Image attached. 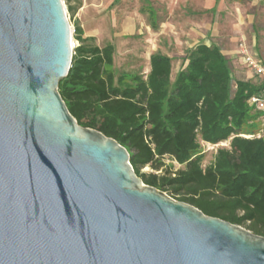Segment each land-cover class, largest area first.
Masks as SVG:
<instances>
[{
  "label": "water",
  "instance_id": "1",
  "mask_svg": "<svg viewBox=\"0 0 264 264\" xmlns=\"http://www.w3.org/2000/svg\"><path fill=\"white\" fill-rule=\"evenodd\" d=\"M63 0H0V264H264V236L144 183L60 94Z\"/></svg>",
  "mask_w": 264,
  "mask_h": 264
},
{
  "label": "trees",
  "instance_id": "2",
  "mask_svg": "<svg viewBox=\"0 0 264 264\" xmlns=\"http://www.w3.org/2000/svg\"><path fill=\"white\" fill-rule=\"evenodd\" d=\"M65 2L71 16L82 4ZM74 40L59 91L78 123L126 147L145 184L264 236V136L243 127L257 112L249 99L264 83L237 79L233 90L230 59L215 44L186 50L187 63L172 80L173 58L160 52L151 55L146 76H117L110 69L113 44L84 37L78 22ZM224 141L228 147L219 146L206 163L203 143ZM166 159L181 167L172 171Z\"/></svg>",
  "mask_w": 264,
  "mask_h": 264
},
{
  "label": "rangeland",
  "instance_id": "3",
  "mask_svg": "<svg viewBox=\"0 0 264 264\" xmlns=\"http://www.w3.org/2000/svg\"><path fill=\"white\" fill-rule=\"evenodd\" d=\"M63 1L71 28L75 27L76 22H79L87 34L91 33L97 35V37H95L96 44L104 46L108 42H114L116 45L115 61L113 67H110V69H112L117 76L125 73L137 74L139 72L142 76H146L147 64L145 65L144 60L147 59H144L145 55H139L140 53H138L139 48L136 35H126V31H123L124 22L131 21L134 23L137 18L141 17V9L143 6H146V2L144 0H81V7L86 1L87 5L85 6V9L82 10L80 7L74 16H71L67 9L65 0ZM74 2L75 1H73L72 4H75ZM197 2L198 0H188L186 3L183 2L182 8L184 7L183 9H185L186 12H184L181 8H177L173 11V13L175 15L179 13L188 14L187 11H193L195 7H199ZM152 4L154 7L159 8L160 20L164 19V16L167 14L165 7L166 2L162 0H153ZM240 10L243 14L242 16L244 17L242 18V34L245 35L248 44L250 45H252L255 40L257 49L264 56V0H241ZM251 16L252 18L254 17L252 20ZM237 20L239 21V19H234V22H237ZM236 34L237 33L234 35ZM161 40V46L163 49L165 48L167 52L171 53L174 51L176 54H180L178 57H173V70L171 75L173 80L178 70L186 64L183 59L186 51H181V49L171 50L174 47L171 46L170 48H167L169 41L166 39V44H164L163 40L165 39L161 37ZM231 43L235 44L233 41ZM234 68L235 67L232 66V76L234 79L233 90L235 88V80L243 74L235 72ZM239 70H241V72H245L246 67L241 65ZM250 81L259 83L257 77L251 78ZM262 124L263 119L260 113L250 112L247 115V119L245 120L243 127L245 130L252 129L253 131H259ZM228 145V142H224L220 146L228 147ZM202 150L206 152L205 162L209 163L216 151V147L203 143ZM166 164L172 169V171H176L181 167L180 164L171 159H166ZM144 171L150 172L151 169L144 168ZM173 199L176 200L175 198Z\"/></svg>",
  "mask_w": 264,
  "mask_h": 264
},
{
  "label": "crops",
  "instance_id": "4",
  "mask_svg": "<svg viewBox=\"0 0 264 264\" xmlns=\"http://www.w3.org/2000/svg\"><path fill=\"white\" fill-rule=\"evenodd\" d=\"M144 1L146 2V6H143L141 9V17L137 18L134 23L131 21L124 22L123 31H126V35H136L138 39V53H140L139 55H145L144 59H147L144 60L145 65L147 64V74L150 71V58L152 54L160 52L171 58L180 55L174 51L170 53L165 48L163 49L161 46L162 37L165 39L163 40L164 44H166V39L169 41L167 48L174 47L171 50L181 49V51H186L201 43L208 45L215 44L230 59V64L235 67V72L243 73L237 78L238 80L248 81L255 77L239 57V43L244 41L249 49L263 60L264 56L257 49L255 40L252 45L248 44L245 35L241 32L242 18H244L240 10L241 0H198V8L195 7L193 11L189 10L190 13L187 11L188 14L179 13L177 15L173 11L181 8L186 12L183 9L184 7L182 8V5L183 2L186 3L188 0H162L166 2L167 14L161 20L159 16L160 10L154 7L152 4L153 0ZM86 5L87 1L81 7V10L85 9ZM253 18L251 16V20ZM234 19H239V21L234 22ZM80 26L84 37H97L96 34H87L83 26ZM235 33L238 35H234ZM232 41L235 44H232ZM108 43L114 46L113 59L115 61L116 45L113 41ZM241 65L246 67L245 72L239 70Z\"/></svg>",
  "mask_w": 264,
  "mask_h": 264
},
{
  "label": "built area",
  "instance_id": "5",
  "mask_svg": "<svg viewBox=\"0 0 264 264\" xmlns=\"http://www.w3.org/2000/svg\"><path fill=\"white\" fill-rule=\"evenodd\" d=\"M72 34L75 33V27L71 28ZM78 45L76 40H72V48H75ZM239 57L241 58L243 64L252 72V74L259 78L261 82L264 83V60L257 56V54L253 53L247 44L244 41L239 43ZM249 104L255 108V111L260 113L263 119V124L260 130L257 133V137L264 136V87L259 94H255L250 97ZM244 136L250 137V134H244ZM228 142V141H224ZM224 142H220L219 144H210L216 149Z\"/></svg>",
  "mask_w": 264,
  "mask_h": 264
}]
</instances>
